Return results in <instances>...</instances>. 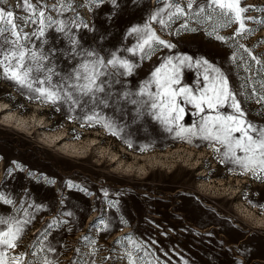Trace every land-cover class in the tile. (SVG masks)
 <instances>
[{
	"label": "rangeland",
	"instance_id": "1",
	"mask_svg": "<svg viewBox=\"0 0 264 264\" xmlns=\"http://www.w3.org/2000/svg\"><path fill=\"white\" fill-rule=\"evenodd\" d=\"M33 2H47L51 7L53 0ZM73 2L84 3L85 7L68 11L64 16L47 11L46 15L54 19L79 15L87 21L89 29L74 30L73 34L82 39L85 48L92 47L98 52L102 48L103 56L115 51L133 65L131 75L120 77L127 90L138 93L141 87L150 84L146 92L155 93L156 85L150 83L151 73L168 56L187 55L194 60L205 57L229 79L230 90L236 94L245 113L243 119L264 128V101L258 102L264 95L261 88L264 70L239 48L243 44L264 64V24L246 22L250 32L235 40L232 37L236 25L220 27L218 34L227 40L222 43L205 34V30H212L211 23L196 24L182 18L162 27L150 22L148 17L153 11L164 7L163 3L157 5V0H136V4L116 11H112L109 0L91 11L86 10L91 7L87 0ZM118 2L124 5L126 0ZM178 2L184 4V0ZM15 3L16 0H0V7L12 9ZM244 3L264 8V0H244ZM16 14L24 15L19 10ZM164 15L166 18L167 13ZM248 15L264 19V13L250 11ZM186 22L197 31H185L181 25ZM145 23L175 48L168 50L154 43L153 50L146 48L148 55L126 51L141 39L138 34L129 35L128 30L133 26L143 27ZM54 27L46 32V37L51 36L55 41L60 35L57 46L64 48L67 39L55 34ZM26 31L31 32L32 27ZM33 43L38 45L39 41L34 39ZM233 55L235 61L230 59ZM60 63L62 71L68 69L67 62ZM202 73L203 68H182V85L198 94L197 87H203ZM132 98L144 100L147 95ZM4 102L18 114L39 116L42 122H47L50 131H66L69 140L85 141L99 134L100 143L118 153L126 164L145 168L144 171L136 167L117 169L110 158L95 151L68 156L43 142L40 132L22 131L0 122V193L13 201L10 205L0 201V216L30 221L11 255L24 253L26 264H35L43 256L52 264H85V261L122 264L120 257L130 247L128 238L131 237L143 246L140 255L152 264H233L234 261L264 264V183L241 176L239 170L230 171L231 165L218 163L222 157L212 151L207 141L192 136L177 138L174 133L164 132L163 126L147 116L113 136L102 127H90L79 109L70 110L67 103L58 105L60 110L54 111L51 104L35 98L27 88L7 80L0 68V103ZM181 105L185 114L180 123L185 127L199 125L201 121L194 115L195 109L182 101ZM127 107L134 108L130 104ZM100 111L106 118L112 115L111 109ZM219 111L223 115L235 114L227 104ZM205 114H209L207 110ZM129 143L132 147H128ZM154 157L163 164H150V158ZM68 212L72 215H66ZM100 218L109 225L106 232H100L94 224ZM36 230L38 234L33 235ZM48 248L53 251H47ZM33 252L37 255L33 256Z\"/></svg>",
	"mask_w": 264,
	"mask_h": 264
},
{
	"label": "snow or ice",
	"instance_id": "2",
	"mask_svg": "<svg viewBox=\"0 0 264 264\" xmlns=\"http://www.w3.org/2000/svg\"><path fill=\"white\" fill-rule=\"evenodd\" d=\"M109 2L112 11L128 4H136V0H126L124 5L118 0ZM104 3L105 0H87L91 7L86 10L91 11L92 8ZM161 3L164 7H157L153 11L148 17L150 22L159 23L162 27L169 26V22L174 19L182 18L196 24L211 23L212 30H205V34L209 37L214 36L216 41L222 43H226L227 40L218 34L217 29L220 27L236 25L235 35L232 37L235 40L236 37H242L250 32L246 22L264 24V19L248 15L250 11L264 13V8L245 5L244 0L200 2L184 0L183 5L178 0H157V5ZM81 7H85V4H74L73 0H53L51 7L47 2L16 0L12 9L0 7V68L4 77L21 88H27L35 98L51 104L54 111H59L58 105L62 106L64 103L68 104L70 110L79 109L83 114V120L90 127H102L113 136H118L125 127L136 124L141 117H151V120L163 126L164 132L174 133L177 138L192 136L207 141L212 151L221 155L222 159L218 163L231 165L233 167L230 171L239 170L241 176H250L264 183V128H257L243 119L245 113L241 104L236 94L230 90L229 79L220 68L215 67L205 57L194 60L192 56L187 55L168 56L151 73L150 83H155V93L146 92L150 84L141 87L138 93L127 90L120 77L131 75L133 65L127 59L117 56L115 51L103 56L102 48L99 52L92 47L85 48L82 39H77L73 34L74 30L84 32L89 29L87 21L81 19L79 15H73L71 18L65 16L64 19H54L52 15H46L47 11L64 16L66 12H75ZM17 10L24 15H17ZM29 27H32L31 32L26 31ZM53 27L55 34H62L67 39L64 48L57 46L60 43V35L56 36L55 41L51 36L46 37V32ZM181 27L185 31H197L196 28H190L187 22ZM128 34H138L141 37L134 48L126 49L133 55L137 52L148 55L146 48L153 50L154 43L168 50L175 48L174 44L160 39L149 23H145L143 27H131ZM102 38L101 36L100 39ZM34 39L39 41L38 45L33 43ZM93 39H96L95 35ZM239 48H243L244 52L264 70L261 60L244 48L243 44H239ZM230 59L235 61L236 56L233 55ZM173 60L176 63H173ZM60 61L69 64L67 70H61ZM185 67L203 68V87H197L198 94H193V88L181 83V69ZM121 69L123 71H120ZM261 88L264 89V83L261 84ZM145 95L147 99L144 100L132 98ZM122 101L126 104H122ZM181 101L195 109L194 115L199 116L201 121L199 125L194 123L191 127H185L180 123L185 114ZM260 101H264V95L260 96L258 102ZM127 104L134 108L129 109ZM226 104L233 110L234 115L221 114L219 109ZM103 109H111L112 115L107 118L101 115L100 110ZM206 110L209 114H205ZM135 130L138 131L139 128ZM237 133L238 137L235 135ZM128 147H132V144L129 143ZM237 152L242 155H238ZM70 186L76 187L71 184ZM104 195L107 196L108 193L105 191ZM0 201L9 205L13 203L2 193ZM66 215L71 216L72 213L68 212ZM28 223L29 220H12L0 216V226L3 228L0 230V264H26L24 253L11 255L10 252H15L18 248L24 226ZM94 224H97L100 232H106L109 228L103 218ZM84 239L87 240V236ZM128 240L130 247L120 257L122 264H152L151 260L140 255L143 246L131 237ZM40 244V252L43 253V241ZM47 251L51 252L53 249L48 248ZM32 255L36 256L37 253L33 252ZM147 255L145 252V256ZM35 264H52V261L43 256ZM233 264L239 262L234 261Z\"/></svg>",
	"mask_w": 264,
	"mask_h": 264
},
{
	"label": "bare ground",
	"instance_id": "3",
	"mask_svg": "<svg viewBox=\"0 0 264 264\" xmlns=\"http://www.w3.org/2000/svg\"><path fill=\"white\" fill-rule=\"evenodd\" d=\"M38 109L39 108H37V110ZM0 122L3 123V125L5 124L7 126L17 127V129H21L22 131L36 130L40 132V139L43 140V142H46V144L49 145H54L58 150L61 151V153H66L68 156H78L81 154L86 155L91 153L92 151H95L104 158L105 156L107 158H110L111 162L113 163V165H116L117 169L125 167V169L127 168V170H131V168L134 169L136 167V169L140 171L145 170V168L138 165L134 166L132 164L128 165V163L126 164L124 160L118 157V153H115L111 148L104 147L102 143H100L101 136H99V134H95V137H87L85 141L69 140L70 138L66 131H50L46 124L47 122H42V118H40L39 116L35 115L29 117L18 114L16 110L14 111L11 108L10 104L5 102L0 103ZM80 131L82 132L83 130ZM149 163L152 165L154 163L163 164V162L158 160L157 157H154L153 159L150 158ZM34 234L37 235L38 230L34 231L33 235Z\"/></svg>",
	"mask_w": 264,
	"mask_h": 264
}]
</instances>
